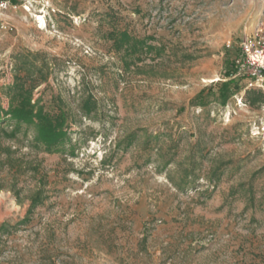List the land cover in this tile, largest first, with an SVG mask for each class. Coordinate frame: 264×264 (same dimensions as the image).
<instances>
[{"label": "rangeland", "instance_id": "obj_1", "mask_svg": "<svg viewBox=\"0 0 264 264\" xmlns=\"http://www.w3.org/2000/svg\"><path fill=\"white\" fill-rule=\"evenodd\" d=\"M263 15L264 0H0V104L19 75L70 139L46 153L32 127L0 132V264H264V102L234 70ZM124 30L129 53L109 36Z\"/></svg>", "mask_w": 264, "mask_h": 264}, {"label": "trees", "instance_id": "obj_2", "mask_svg": "<svg viewBox=\"0 0 264 264\" xmlns=\"http://www.w3.org/2000/svg\"><path fill=\"white\" fill-rule=\"evenodd\" d=\"M109 36L113 38L116 49L125 48L127 53L132 47L135 49L137 44V41H134V38L126 30L112 32ZM33 89L34 87L25 85L24 78L15 75L13 84L6 87L7 107L4 108L0 104V132H5V125L10 121L14 123L13 129L10 131L11 136L18 133L22 125L32 127L34 129L33 143L43 147L46 153L56 152L60 146L70 140L68 113L62 108H59L56 113H49L32 103ZM251 93L254 96L249 99L251 104L264 102V95L261 92ZM95 105L92 97H87L81 105V111L88 116L95 109ZM41 203V191H37L30 199L27 214H30Z\"/></svg>", "mask_w": 264, "mask_h": 264}, {"label": "built area", "instance_id": "obj_3", "mask_svg": "<svg viewBox=\"0 0 264 264\" xmlns=\"http://www.w3.org/2000/svg\"><path fill=\"white\" fill-rule=\"evenodd\" d=\"M226 46L229 48L230 43ZM234 63L235 74L245 79L244 91L264 93V15L258 19L252 31L240 39Z\"/></svg>", "mask_w": 264, "mask_h": 264}, {"label": "bare ground", "instance_id": "obj_4", "mask_svg": "<svg viewBox=\"0 0 264 264\" xmlns=\"http://www.w3.org/2000/svg\"><path fill=\"white\" fill-rule=\"evenodd\" d=\"M40 23H41V25L44 24V21L42 20V18H40Z\"/></svg>", "mask_w": 264, "mask_h": 264}]
</instances>
